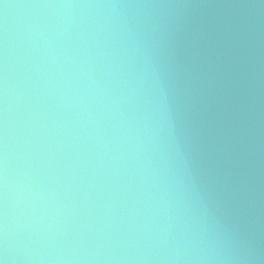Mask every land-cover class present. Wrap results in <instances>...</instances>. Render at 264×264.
<instances>
[{"label": "water", "instance_id": "95a60500", "mask_svg": "<svg viewBox=\"0 0 264 264\" xmlns=\"http://www.w3.org/2000/svg\"><path fill=\"white\" fill-rule=\"evenodd\" d=\"M4 264H264V0H0Z\"/></svg>", "mask_w": 264, "mask_h": 264}, {"label": "clouds", "instance_id": "9594fccd", "mask_svg": "<svg viewBox=\"0 0 264 264\" xmlns=\"http://www.w3.org/2000/svg\"><path fill=\"white\" fill-rule=\"evenodd\" d=\"M0 264H4V262L2 260H0Z\"/></svg>", "mask_w": 264, "mask_h": 264}]
</instances>
